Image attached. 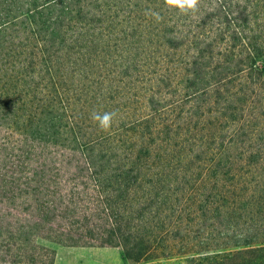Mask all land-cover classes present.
<instances>
[{"label": "trees", "instance_id": "trees-1", "mask_svg": "<svg viewBox=\"0 0 264 264\" xmlns=\"http://www.w3.org/2000/svg\"><path fill=\"white\" fill-rule=\"evenodd\" d=\"M0 120L83 155L74 193L125 255L193 251L170 239L214 207L247 237L195 264H264V0H0ZM35 148L12 146L19 172L69 170Z\"/></svg>", "mask_w": 264, "mask_h": 264}, {"label": "rangeland", "instance_id": "rangeland-1", "mask_svg": "<svg viewBox=\"0 0 264 264\" xmlns=\"http://www.w3.org/2000/svg\"><path fill=\"white\" fill-rule=\"evenodd\" d=\"M6 141H10L11 147ZM16 141L25 147L37 146L35 149L51 155L69 170L61 174L19 172L20 165L11 155ZM77 165L84 168V157L79 151L41 145L17 134L8 121L0 120V264H54L56 248L73 243L122 247L107 221L96 213L91 199L94 193L87 188L83 189V195L74 193V187L80 185L81 180L86 187L92 183L84 170L81 171L84 177L78 176L74 168ZM61 195H64L63 200ZM61 202H65L67 208H63ZM78 202L81 207L73 205ZM192 214L199 219L187 222L183 234L171 237L170 243L177 246L185 240L193 251L169 254L158 251L142 256L124 253L129 264H195L197 260L193 261V257L221 251L222 241L232 243L235 237H247L244 232L239 235L242 226L232 228L229 221L232 211L208 207ZM261 215L256 217L262 219ZM97 223L100 230L98 226L92 227ZM224 235L227 236L223 239Z\"/></svg>", "mask_w": 264, "mask_h": 264}, {"label": "crops", "instance_id": "crops-1", "mask_svg": "<svg viewBox=\"0 0 264 264\" xmlns=\"http://www.w3.org/2000/svg\"><path fill=\"white\" fill-rule=\"evenodd\" d=\"M54 264H129L120 245H62Z\"/></svg>", "mask_w": 264, "mask_h": 264}, {"label": "clouds", "instance_id": "clouds-1", "mask_svg": "<svg viewBox=\"0 0 264 264\" xmlns=\"http://www.w3.org/2000/svg\"><path fill=\"white\" fill-rule=\"evenodd\" d=\"M167 4L175 6L181 11H187L195 9L197 0H167ZM115 115V112H104L103 114L94 112L92 113L91 118L92 120L98 122L100 129L107 130L112 125Z\"/></svg>", "mask_w": 264, "mask_h": 264}]
</instances>
